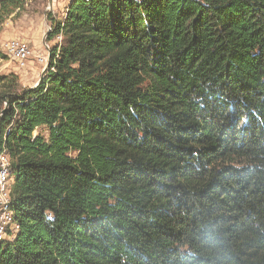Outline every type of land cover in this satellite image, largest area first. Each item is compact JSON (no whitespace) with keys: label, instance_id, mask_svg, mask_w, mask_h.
Masks as SVG:
<instances>
[{"label":"trees","instance_id":"1","mask_svg":"<svg viewBox=\"0 0 264 264\" xmlns=\"http://www.w3.org/2000/svg\"><path fill=\"white\" fill-rule=\"evenodd\" d=\"M59 34L0 74V264H264V0H69Z\"/></svg>","mask_w":264,"mask_h":264},{"label":"rangeland","instance_id":"2","mask_svg":"<svg viewBox=\"0 0 264 264\" xmlns=\"http://www.w3.org/2000/svg\"><path fill=\"white\" fill-rule=\"evenodd\" d=\"M54 3L53 9H49L47 7L51 5H48V0H31L17 16L6 19L0 24V74L16 73L22 87L27 86L20 81V77L27 85L33 86L41 76L47 61L44 65L34 62L29 63L32 65L28 64L25 69H19L14 60L4 53L2 44L13 38L24 39L30 43L35 54H46L47 56L49 50L46 53L44 47L47 45L50 48L55 41H58L57 36L48 40V27H51L53 19L63 17L68 0H54Z\"/></svg>","mask_w":264,"mask_h":264},{"label":"built area","instance_id":"3","mask_svg":"<svg viewBox=\"0 0 264 264\" xmlns=\"http://www.w3.org/2000/svg\"><path fill=\"white\" fill-rule=\"evenodd\" d=\"M69 2V0H68ZM54 5L51 4L49 9H53ZM51 27H48V32ZM58 41L61 35H57ZM49 46L44 47L47 53ZM4 53L14 60L17 68L25 69L29 63L37 62L39 64L48 63L46 54H35L34 49L30 43L24 39H9L2 44ZM46 63V65H47ZM46 67V66H45ZM44 67V68H45ZM9 173H10V160L6 152L0 151V246L2 243L11 240L18 230V224L14 220L13 211L11 208V195L9 188Z\"/></svg>","mask_w":264,"mask_h":264},{"label":"water","instance_id":"4","mask_svg":"<svg viewBox=\"0 0 264 264\" xmlns=\"http://www.w3.org/2000/svg\"><path fill=\"white\" fill-rule=\"evenodd\" d=\"M51 4H52V0H48V5H51ZM47 65H48V63H47ZM47 65H46V67H47ZM46 67L42 70L41 76L39 77L38 81L32 87L36 86L42 80V77H43V74L45 72Z\"/></svg>","mask_w":264,"mask_h":264},{"label":"crops","instance_id":"5","mask_svg":"<svg viewBox=\"0 0 264 264\" xmlns=\"http://www.w3.org/2000/svg\"><path fill=\"white\" fill-rule=\"evenodd\" d=\"M52 3H53V5L55 4L54 3V0H52ZM30 65H32V64H29V66ZM24 78V77H23ZM24 79H22V77H20V81L24 84V85H26L27 87H32L31 85H27L26 83H25V81H23Z\"/></svg>","mask_w":264,"mask_h":264}]
</instances>
